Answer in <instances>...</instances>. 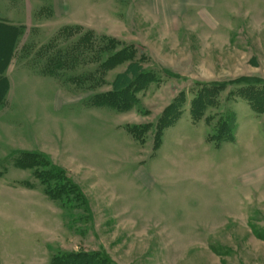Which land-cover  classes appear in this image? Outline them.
<instances>
[{
    "label": "rangeland",
    "instance_id": "374dc122",
    "mask_svg": "<svg viewBox=\"0 0 264 264\" xmlns=\"http://www.w3.org/2000/svg\"><path fill=\"white\" fill-rule=\"evenodd\" d=\"M32 1L19 65L55 71L29 81L35 150L0 160V264H264V0ZM32 153L73 207L18 166Z\"/></svg>",
    "mask_w": 264,
    "mask_h": 264
},
{
    "label": "crops",
    "instance_id": "0c3cea01",
    "mask_svg": "<svg viewBox=\"0 0 264 264\" xmlns=\"http://www.w3.org/2000/svg\"><path fill=\"white\" fill-rule=\"evenodd\" d=\"M1 3L0 0V5ZM63 3L65 4V2ZM32 6H34L32 0H23L21 20L15 21L9 14L0 15L2 23L0 27L12 30L13 34L10 39L14 40L13 46L8 52V54L11 52L10 57L0 63V160L10 159L16 152L35 150L27 149L26 143L31 136L28 133L31 131L24 132L28 126L37 125V122L33 121L32 114L37 111L38 107H34L33 101L28 97L30 93L28 89L32 86L29 81L33 84L34 89L31 96L34 93V96L37 97L33 81L37 80L38 76L45 79L49 76L19 65L20 56L18 57V53L30 44L29 34L32 32L30 27H32L31 21L34 19ZM21 113L25 114L23 118L26 124L23 122L18 126L17 121L20 119ZM27 135H29L28 139H26Z\"/></svg>",
    "mask_w": 264,
    "mask_h": 264
},
{
    "label": "trees",
    "instance_id": "16d2710c",
    "mask_svg": "<svg viewBox=\"0 0 264 264\" xmlns=\"http://www.w3.org/2000/svg\"><path fill=\"white\" fill-rule=\"evenodd\" d=\"M0 26H2V23L0 22ZM0 30L2 31H6L8 33V36L5 38L3 37L4 43L2 45V43H0V47H2V49H0V63L6 61L9 57H10V53L9 49L10 47L13 46V41H10V37L13 34V31L10 29H5V28H1ZM12 32V33H11ZM8 38V39H7ZM6 39V40H5ZM9 41V42H8ZM9 43V49L7 51H5V47L7 46V44ZM4 50V51H3ZM112 54L113 53H109ZM115 56V54L113 55ZM53 59H51V57L49 58L48 61L45 62V64L42 66L43 68V73L49 76L53 75V72L55 71V68H53ZM1 67V66H0ZM131 83V82H129ZM127 84V83H126ZM131 85L127 84L125 85V87H121L118 88L119 90L113 94V96L117 97V96H127L125 95L127 92V89H129ZM110 96H112L110 94ZM99 97V96H97ZM103 99V97H99V100ZM106 102H99V101H95L94 99H91V102H93L94 105H109V107L112 105L114 106V102L111 99H103ZM41 154L38 153H32V154H28L27 157L29 159H27L26 161H24L22 163V158L17 159V164L18 166L21 167H26V168H32L34 174L40 178L42 180V182L44 184H46V194L55 200H58L64 207L66 208H70L73 207V204L75 202L76 199V195L74 196L73 193H75V191H77L78 193V187L73 184L71 182V180L69 178H67L65 175V171L62 170L60 167L50 163L47 160H41ZM40 163V164H39ZM40 165L42 167V171L39 169H35L36 166ZM65 181H62V177ZM67 183V184H66ZM79 195V194H78ZM102 260V258L100 256H98L97 254L93 255V254H85V253H70V252H64L63 254H56L52 257V261L53 264H98L99 259Z\"/></svg>",
    "mask_w": 264,
    "mask_h": 264
},
{
    "label": "bare ground",
    "instance_id": "6f19581e",
    "mask_svg": "<svg viewBox=\"0 0 264 264\" xmlns=\"http://www.w3.org/2000/svg\"><path fill=\"white\" fill-rule=\"evenodd\" d=\"M12 33V32H11ZM8 39V38H7ZM6 40V39H5ZM9 42V41H8ZM2 45H3V43H2ZM4 45H5V43H4ZM0 49H2V47H0Z\"/></svg>",
    "mask_w": 264,
    "mask_h": 264
}]
</instances>
